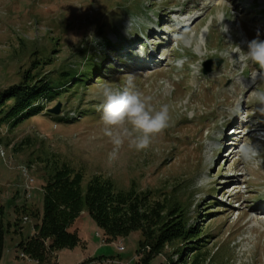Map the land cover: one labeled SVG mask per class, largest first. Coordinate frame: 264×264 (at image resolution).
<instances>
[{"label": "rangeland", "instance_id": "374dc122", "mask_svg": "<svg viewBox=\"0 0 264 264\" xmlns=\"http://www.w3.org/2000/svg\"><path fill=\"white\" fill-rule=\"evenodd\" d=\"M175 10L183 14L168 19ZM257 32L264 40V0H0V92L24 81L48 89L32 105L40 113L15 123L0 115L5 218L19 215L28 236L34 218L22 207L41 210L44 165L63 162L83 174L84 185L102 176L118 189L183 207L196 229L182 249L185 260L197 247L203 264H264V116L250 100L264 77H254L261 70L239 60L236 49L247 51ZM143 37L155 40V67L136 61ZM226 51L237 53V63L221 55ZM215 59L221 65L204 73ZM125 75L155 107L169 106L170 126L143 151L126 141L117 149L102 132L100 89L105 82L123 87ZM247 139L261 152L258 166L237 159ZM70 230L81 243L58 251L57 264L138 260L139 231L105 242L87 212ZM5 238L1 264H37L19 257L12 238L20 236ZM171 253L166 246L148 264L165 263Z\"/></svg>", "mask_w": 264, "mask_h": 264}, {"label": "trees", "instance_id": "16d2710c", "mask_svg": "<svg viewBox=\"0 0 264 264\" xmlns=\"http://www.w3.org/2000/svg\"><path fill=\"white\" fill-rule=\"evenodd\" d=\"M47 90L45 85L25 81L5 89L0 92V115L4 114L7 121L15 123L40 113V108L32 105ZM7 100H10L9 105H6ZM44 170L41 210L38 207L29 211L22 207V214L29 212L28 215L34 218L33 234L23 237L20 216H16L14 221L6 219L5 208L0 204V262L5 236L11 233L20 236L16 248L29 260L37 264H57L58 251L81 243L77 231L70 230V227L79 214L87 212L102 231L105 242L140 232L136 264H148L166 246L172 247L178 256L174 260L171 253L162 264H203L197 247H192V255L184 259L185 250L182 249L194 240L196 229L183 207L171 204L169 197L160 203L152 198L150 192L137 191L134 187L118 189L112 180L102 176H93L84 185L83 174L63 162H46ZM177 241L181 246L176 245ZM145 246L150 249L143 251ZM90 261L87 259L81 264Z\"/></svg>", "mask_w": 264, "mask_h": 264}, {"label": "clouds", "instance_id": "9594fccd", "mask_svg": "<svg viewBox=\"0 0 264 264\" xmlns=\"http://www.w3.org/2000/svg\"><path fill=\"white\" fill-rule=\"evenodd\" d=\"M221 31H227L221 23ZM129 31V29H128ZM257 37L248 42L247 51L236 45L238 58L245 62H251L261 70L253 76L264 77V40ZM233 58V52L226 51L221 55L227 57L232 63H237ZM140 55H145L143 46L140 47ZM123 87L114 88L107 82L100 89L102 103L101 122L103 135L108 137L115 148L127 142L130 149L143 151L148 149L154 138L162 134L170 126L171 117L169 106L161 105L159 108L152 103V97L145 96L134 82V76L125 75ZM250 100L256 105V110L264 116V80L255 85L250 93ZM237 159L244 165L258 166L261 162V152L257 145L250 139L244 140L237 148Z\"/></svg>", "mask_w": 264, "mask_h": 264}, {"label": "water", "instance_id": "95a60500", "mask_svg": "<svg viewBox=\"0 0 264 264\" xmlns=\"http://www.w3.org/2000/svg\"><path fill=\"white\" fill-rule=\"evenodd\" d=\"M215 63L216 67H219L221 65V59H215V60H208L204 64V73L208 72L210 69V66ZM50 113H57V109L49 110Z\"/></svg>", "mask_w": 264, "mask_h": 264}, {"label": "built area", "instance_id": "2783aa9c", "mask_svg": "<svg viewBox=\"0 0 264 264\" xmlns=\"http://www.w3.org/2000/svg\"><path fill=\"white\" fill-rule=\"evenodd\" d=\"M30 183H31V179L28 178L27 181H26V183H25V187H24V191H25V192H27V191L29 190V188H30ZM33 233H34V229L31 228L30 234H33ZM117 250H118V251H123V250H124V246L121 245V244L117 245ZM19 257H20V258H27V257L24 256L22 253H20V256H19ZM27 259H28V258H27Z\"/></svg>", "mask_w": 264, "mask_h": 264}, {"label": "bare ground", "instance_id": "6f19581e", "mask_svg": "<svg viewBox=\"0 0 264 264\" xmlns=\"http://www.w3.org/2000/svg\"><path fill=\"white\" fill-rule=\"evenodd\" d=\"M152 27H154V26L152 25ZM206 31H207V29L204 28V31H203V32H206ZM231 135H233V134H231ZM231 135H230V136H231ZM230 136H229V137H230ZM1 152H2V151H1ZM233 152H234V149H230L229 152H228L227 154H228V155H231ZM31 182H32V180H31ZM25 220H26V219H25Z\"/></svg>", "mask_w": 264, "mask_h": 264}, {"label": "crops", "instance_id": "0c3cea01", "mask_svg": "<svg viewBox=\"0 0 264 264\" xmlns=\"http://www.w3.org/2000/svg\"><path fill=\"white\" fill-rule=\"evenodd\" d=\"M24 226V225H23ZM9 234H11V233H9ZM22 235H23V228H22ZM29 235H30V233H29ZM28 235V236H29ZM14 236H16V235H14ZM6 239V238H5ZM13 239V240H12ZM11 240L12 241H14V243L16 244L17 242H18V239H16V240H14V238H12ZM5 245V244H4ZM15 246V245H14ZM1 262H2V259H1ZM1 262H0V264H1Z\"/></svg>", "mask_w": 264, "mask_h": 264}]
</instances>
